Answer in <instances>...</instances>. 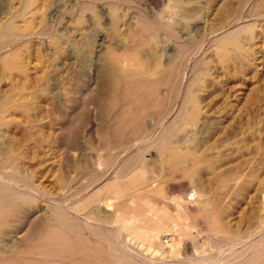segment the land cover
Masks as SVG:
<instances>
[{
    "label": "rangeland",
    "instance_id": "obj_1",
    "mask_svg": "<svg viewBox=\"0 0 264 264\" xmlns=\"http://www.w3.org/2000/svg\"><path fill=\"white\" fill-rule=\"evenodd\" d=\"M0 171V264H264V0H0Z\"/></svg>",
    "mask_w": 264,
    "mask_h": 264
},
{
    "label": "bare ground",
    "instance_id": "obj_2",
    "mask_svg": "<svg viewBox=\"0 0 264 264\" xmlns=\"http://www.w3.org/2000/svg\"><path fill=\"white\" fill-rule=\"evenodd\" d=\"M174 70H175V69H174ZM130 73H131V72H130ZM130 73H128V74H130ZM173 74H174V73H173ZM130 75H131V74H130ZM125 76H126V75H125ZM127 76H128V75H127ZM120 83H121V82H120ZM120 83H119V81H118V83H117L118 86H119ZM135 88H136V87H134V89H135ZM153 91H154V90H153ZM152 94H154V93H152ZM156 97H157V96H156ZM154 98H155V97H154ZM152 100H153V99H152ZM150 102H151V101H150ZM155 102L157 103L158 101H157L156 99H154V100L152 101V103H155ZM130 113H131V111H120L119 114H117V115H118L117 118H118V117H120V118H126L127 115L130 114ZM122 120H123V119H122ZM118 121H119V120H118ZM116 125H117V124H116ZM169 125H170V124H169ZM116 131H117V130H116ZM170 138H171V136H170ZM171 140H172V139H171ZM168 143H169V141H168ZM128 161H131V160L128 159ZM126 163H127V162H126ZM128 163H130V162H128ZM174 164H175L176 166L181 165V164H179V163H175V162H174ZM0 172L2 173V171H0ZM3 174H4V173H3ZM1 177H2V180L5 182V185H7V184L10 185V186L13 185L12 180H11L10 177H8L6 174H5V175H2ZM14 177H15V176H14ZM4 182H3V183H4ZM1 183H2V181H1ZM3 185H4V184H3ZM5 185H4V186H5ZM8 185H7V186H8ZM10 186H9V187H10ZM7 188H8V187H7ZM10 188H12V187H10ZM8 206H9V205H8ZM8 206H7V207H8ZM2 209H3V208H2ZM11 209H12V208H11ZM11 211H12V210H11ZM6 212H7L6 210H2V211H0V225H1L3 222H5V220H6L7 213H8V212H7V213H6ZM8 215H9V214H8ZM132 216H134V214H133ZM129 218H130V217H129ZM125 220H126V219H125ZM139 220H140V219H139ZM139 220H136V221H139ZM126 221H127V220H126ZM132 221H135V220H131V219L128 220V222H130V223H131ZM136 221H135V222H136ZM124 222H125V221H124ZM135 222H134V223H135ZM132 224H133V222H132ZM43 225H44V224H43ZM128 226H129V225H128ZM141 226H142V225H141ZM125 227H126V224H125ZM138 229H141V227L138 228ZM43 230H44V229H43ZM127 230H128V229H127ZM144 230H145V229H144ZM39 231H40V230H39ZM39 231H38V232H39ZM46 231H47V229H46ZM36 232H37V231H36ZM49 232H50V230H49ZM117 232L119 233V231H117ZM117 232H115V233H117ZM141 232H142V231H141ZM148 232H149V231H148ZM142 233H143V232H142ZM40 234H42V232H40ZM46 234H47V233H46ZM54 234H55V233H54ZM51 236H52V235H51ZM57 236L59 237V235H57ZM57 236H56V237H57ZM118 236L121 237V233L118 234ZM140 236H142V235H140ZM140 236H139V239H140ZM53 237H54V236H53ZM144 237H145V236H144ZM144 237H142V240H143ZM47 238H48V237H47ZM43 239H44V238H43ZM58 239H59V238H58ZM114 239H115V238H114ZM145 239H146V238H145ZM44 240H45V239H44ZM55 240H56V239H55ZM59 240H60V239H59ZM61 240H62V239H61ZM42 241H43V240H42ZM155 241H156V240H155ZM43 242H44V241H43ZM47 242H48V241H47ZM122 242H123L122 239H120V243H122ZM45 243H46V242H45ZM155 243H156V242H155ZM123 245H124V244H123ZM3 249H4V248H3ZM0 251H1L0 253H3V252H2V247H0ZM4 251H5V250H4ZM126 252H127V251H126ZM3 255H4V254H3ZM2 260H3V257H2V254H1V256H0V261H2ZM140 260H141V259H140ZM1 263H2V262H1ZM43 263H44V262H43ZM143 263H144V262H143Z\"/></svg>",
    "mask_w": 264,
    "mask_h": 264
}]
</instances>
